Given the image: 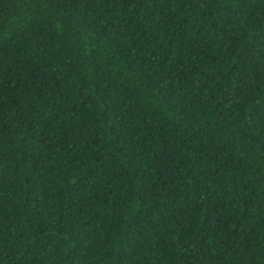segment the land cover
<instances>
[{"label":"trees","instance_id":"16d2710c","mask_svg":"<svg viewBox=\"0 0 264 264\" xmlns=\"http://www.w3.org/2000/svg\"><path fill=\"white\" fill-rule=\"evenodd\" d=\"M0 264H264V0H0Z\"/></svg>","mask_w":264,"mask_h":264}]
</instances>
